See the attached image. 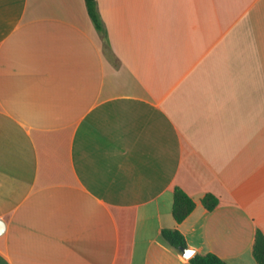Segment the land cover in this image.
Instances as JSON below:
<instances>
[{
  "label": "crops",
  "instance_id": "0c3cea01",
  "mask_svg": "<svg viewBox=\"0 0 264 264\" xmlns=\"http://www.w3.org/2000/svg\"><path fill=\"white\" fill-rule=\"evenodd\" d=\"M96 2L0 0V264H257L264 0Z\"/></svg>",
  "mask_w": 264,
  "mask_h": 264
},
{
  "label": "trees",
  "instance_id": "16d2710c",
  "mask_svg": "<svg viewBox=\"0 0 264 264\" xmlns=\"http://www.w3.org/2000/svg\"><path fill=\"white\" fill-rule=\"evenodd\" d=\"M88 14L96 28H102V21L97 8L96 0H84ZM203 205L208 210H213L219 203L218 198L213 194H206L202 199ZM195 208L194 200L180 187L173 190L172 215L176 222L180 223L186 219ZM162 237L172 247L181 251L182 248H188L183 234L177 229H163ZM253 256L257 264H264V233L257 230L253 245ZM191 264H227L218 255L214 253L193 254L190 258Z\"/></svg>",
  "mask_w": 264,
  "mask_h": 264
},
{
  "label": "water",
  "instance_id": "95a60500",
  "mask_svg": "<svg viewBox=\"0 0 264 264\" xmlns=\"http://www.w3.org/2000/svg\"><path fill=\"white\" fill-rule=\"evenodd\" d=\"M4 229H5V224L3 221L0 220V234L4 231ZM181 252L184 254V256L189 257V258L193 255V251L188 248H182ZM188 252H191L192 254L190 256L186 255V253Z\"/></svg>",
  "mask_w": 264,
  "mask_h": 264
},
{
  "label": "snow or ice",
  "instance_id": "6c2138e0",
  "mask_svg": "<svg viewBox=\"0 0 264 264\" xmlns=\"http://www.w3.org/2000/svg\"><path fill=\"white\" fill-rule=\"evenodd\" d=\"M191 254H192L191 252L186 253V255H189V256H190Z\"/></svg>",
  "mask_w": 264,
  "mask_h": 264
}]
</instances>
